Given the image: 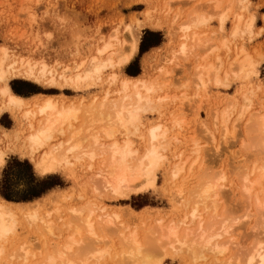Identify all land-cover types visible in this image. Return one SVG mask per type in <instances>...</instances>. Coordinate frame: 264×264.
I'll list each match as a JSON object with an SVG mask.
<instances>
[{
    "label": "rangeland",
    "instance_id": "obj_1",
    "mask_svg": "<svg viewBox=\"0 0 264 264\" xmlns=\"http://www.w3.org/2000/svg\"><path fill=\"white\" fill-rule=\"evenodd\" d=\"M191 12L193 14H191ZM239 16H242L239 24L241 31L239 30V33L233 36ZM253 17L254 27L250 31L247 30V24L245 25V22L248 23ZM149 19L150 22L159 24V27H149L148 23H146ZM197 19H199V21L202 19L201 22L204 23H202L203 25H199L200 27L198 30L195 29L196 32H199L197 33L198 37H200V42L197 44L199 47L194 45L189 39L186 41L187 39L182 37L186 33L188 26H192V24L199 22ZM140 22L145 23V26L141 29L139 28ZM130 26L139 39V49L133 61L123 68L122 74H126L129 77L146 75L147 79L150 77L148 80L151 82L152 79L157 77L156 83H154V80L152 82L155 85H157L158 82L162 83L161 80L164 81L161 85L158 83L159 88L157 87V93L155 92L154 94V97L158 100V103H155L156 105L159 104L155 107L158 113L154 110L143 115V128L149 129V127L159 124L169 130V133H167L168 137L164 140V142L167 143L168 141L166 140L170 141L167 145V147L169 146L168 149L166 147L164 150V153L168 155V160L157 172L156 186L139 194H132L128 198L119 197L115 199L116 197L111 198L110 196V198H108L105 197V195H99V197L98 193L94 191L96 185L93 187L91 182L92 175H94L93 171L88 172L90 169H87L86 166H79L75 170L71 169L66 172L67 174L59 172L41 176L36 172L33 163L29 160L19 157L18 155H9L6 159L5 167L0 171V196H2V192L9 193L14 197L26 196L30 186L26 176H30L31 173H33L34 177L39 181L49 177L56 185L40 198L45 195L48 196L31 206L40 210V214L46 218V221L50 219L54 222L56 220L57 224L52 222L53 233H51L46 227L48 224L44 225V222L41 223L38 221L36 222L37 225L42 228L38 227V229L34 222L37 228L35 230L33 223L31 222L32 226L29 221L24 219L25 216L22 217L23 224H21V222L18 226L17 234L13 238L14 241L11 239L7 244V250L4 252L6 254L0 257V264H43L45 259L44 255H46L45 250H52L55 242L60 245L63 244V242L66 243L67 236H70L71 232L74 231V225L73 228L70 229L72 231L67 230L64 225L67 224L66 222L71 221L67 219L68 217L70 219L72 208H80V206L82 207L85 204V201H89L90 199H94L102 203V205H105L107 207V213L110 214L112 212V215L113 213H118L121 218L118 220L119 223L123 222L122 225H127L124 229V227H120V224L118 227L121 229L119 228V230L116 229L117 226L116 228L112 227V229L121 232L119 233L116 231L120 234H118L120 236L119 238H117V235L115 236L113 234L115 232L111 229L113 233H110L111 231H108L109 233L107 234L105 233L104 236L106 239L104 238L105 240L103 239L100 244H98L99 242H94V244H97L95 245L97 246L96 248L94 244L91 245L92 248H95L92 252L84 251L81 253V255L87 253V258H90L88 262H93L91 264H97L99 259L92 258V255L90 257L88 254L99 250V248L102 249L104 247L103 249L106 248L111 250L112 256L118 254V257L120 256L122 249L125 248L124 244L122 242L120 243V241L123 240L120 239L123 235L122 231L126 232L124 233L125 235L130 236L132 233L131 231L135 230L138 236H140L139 238H142L141 241L144 244V242H149L151 240L150 238H152L147 236L150 235V230L156 228L157 224L161 221L162 225H170L171 222H174L178 226H181V230H184L182 228L186 226L184 225L183 227V225H181L182 223L180 224L179 222L183 220L184 216L187 217V215L188 219L186 221L188 223H190L191 219V225L189 224L188 227L194 229H196L200 221H203L204 227L209 225L207 230L209 227L211 229L213 225H215V230L228 226L230 228L232 226L230 231L233 232L229 231L230 235L226 234V237L224 236V238L217 242L223 243V245L225 244L226 247L228 246L227 254L225 256H214L212 253L207 252L206 255L203 254V257H201L205 260L204 262L201 258L200 260H193L191 257L188 258V255H185V253L182 254L183 252L179 254L177 251L176 254V251L172 250L171 247L164 246L166 248L161 250L162 258L160 254H156L158 260L162 259L160 260L161 264H215V262L216 264H236L237 258L239 261L246 258V256H244L246 254L245 252L248 253L252 249L250 247L255 245L254 248H258V242L260 245L262 243L264 246V221H262L264 220V215L260 216L263 212L256 208L254 196H251L250 199L249 195L248 197L244 194V182L242 180V177H245L242 175H251L250 171H253L254 175H251L252 177H257V175L262 172V170L259 169L264 165V144H262V142L264 143L262 140L264 137L256 131V127H251L255 126L253 123L258 116L257 113L259 116L264 114V0H0V48L3 47L2 50L6 49L8 51L9 62L7 60V65L22 58L24 60H30L33 63H45L50 69L63 71L66 67L72 68L80 64V62H88L89 59L91 60L92 57L97 55L96 48L99 49L108 39L114 45L112 51H117L116 54L121 55L118 52H120L121 49H123L121 52L125 50L121 45L123 38H125L126 42H130L131 39H133L128 30ZM183 27H185L184 30ZM195 30L191 29V31L187 33ZM243 30L245 31L243 32ZM249 31L252 32V34L249 33ZM231 32L234 39L231 36ZM111 36H113V38ZM114 36L117 40L114 39ZM101 38L103 39L101 40ZM118 40L119 45L116 43ZM223 43L226 45L223 46ZM125 44L127 45V43ZM183 44L186 45L188 49L187 56L184 57L180 55L182 54L180 52ZM200 44H203L201 45L202 48ZM211 46H215V48H211ZM192 47H194V49ZM126 48L128 47L126 46ZM189 48L192 50L190 51ZM243 48L245 51L241 54L240 50ZM2 50L0 49L1 52ZM177 51H179L180 54L176 53ZM195 51L198 52V54H194L196 53ZM1 52L0 54H2ZM246 52L249 58H252V61L257 63L259 71L258 76L252 74L246 78L245 71L240 73V61L247 57L244 56ZM257 53L259 56H257ZM236 59L242 60L238 61V64H235L237 61ZM166 63L168 64L165 65ZM208 63L212 67L215 65L213 67L214 69L210 72L212 74L207 73L208 76L205 74L204 77V73L202 72L199 80L201 66H209ZM197 70L199 71L197 72ZM112 72V69L105 71L103 75L105 80L104 83H98L90 90H87V92L47 89L45 86H37V84L25 81L21 78L13 80L11 86L13 90L14 88L18 90V92L14 90L17 94L24 97H32L41 93L48 95H66L72 101H80V99H83L82 101L88 104L90 103L89 101H92L95 97V99L98 98V101H101L108 93V98H119L116 94H119L117 91L120 90V82L117 81L112 85V83L108 81ZM165 72L166 74L169 72V76H166ZM215 76H219L217 79L218 81L220 80V83L216 81ZM202 79L204 82H199ZM160 86L164 88L161 87V89ZM107 88H109V90L107 91L108 93L105 94ZM111 92L114 94L112 95ZM165 95H167V97L169 96V98L159 102V97L161 98ZM255 113L257 116H254ZM224 114L227 115V126L225 123L224 126L220 119L225 118ZM253 120L254 122H252ZM16 125L15 120L12 119L10 115L3 114L0 117L1 127L12 129ZM225 127L228 133H226L227 135L224 131ZM224 134L228 137V140L226 137V139L224 138ZM130 137L136 145L141 147L144 146L138 134L130 135ZM196 150L199 152H195ZM180 153L185 154L184 159L187 157H190V159L196 158L198 156L200 158L199 161L204 160L205 164L202 162L203 166H201V169L205 171L200 172L201 169H199L198 166L194 171L195 176L193 174L192 178L186 174L183 176L189 179L182 177L179 179L172 178L171 168L179 160L178 155ZM15 161L21 163L28 162L31 167L30 169L20 168L14 165L13 172L19 171L20 175L17 176L13 174V176H11V186L10 189H8L7 187L9 184L7 181L10 179V176L7 174V170L10 164L12 165ZM188 165H190V163ZM262 169L264 170V168ZM85 172L88 174L86 173L84 175ZM202 172L206 175L209 173L207 176H212L214 179H216L217 176L222 177L224 174V180L222 179V181H220L219 184L222 185V188L217 198H215L218 199L215 204V206H219L217 208L218 210L213 208V203L212 205H210V203L208 207L199 204L197 205L199 208L198 216H201L194 219L190 216L191 208L194 207V205L188 201L189 204L187 206L186 204L188 202L185 201L184 198L186 199L188 196L192 197L196 185L200 181L198 177L203 176ZM240 172L244 173L240 174ZM90 175L91 178L89 177ZM85 181L89 185L91 182L92 185L89 186ZM82 183L86 184L83 185L85 188L82 186ZM178 188L182 190V194L179 193L180 189ZM52 190L53 192L50 193ZM187 193L189 195H187ZM81 195H84L85 199L83 198L82 200ZM69 196L72 200H69ZM189 197L188 200H191ZM40 198L21 202H32ZM55 204L57 208H60L63 212L60 211L59 213L57 212V214ZM191 205L192 207H190ZM67 209L70 210L69 213ZM53 210L54 216L50 217L47 212L50 213ZM215 210H217V212ZM47 216H49V218ZM158 219L160 221L156 223L155 220L158 221ZM227 219L228 221L226 222L225 220ZM230 220H232L233 224ZM261 221L263 224H260ZM26 222H29L28 224H30L31 227L30 225L28 227ZM225 222L227 225H224ZM41 224L44 225V228ZM256 224L259 226V229ZM54 225H59L56 227H59V232L60 228L66 232H62L61 230L60 234L57 229H55ZM62 225H64V229ZM43 229L47 231L48 236ZM258 231L259 233H256ZM41 233H44L47 238ZM59 234L60 236L58 237ZM53 235H56V237H52ZM112 235L114 236L112 237ZM259 237L260 240L263 239L261 240L262 242L259 240ZM44 238L46 239L44 240ZM111 238L113 239L111 240ZM12 242H14L13 246L11 244ZM102 242L105 243L103 244ZM84 243L85 245L86 243L88 244L89 240ZM50 244L52 246H50ZM250 244L252 245L250 246ZM121 245L124 248H122ZM21 246H25L24 249L26 248L27 251H30V256L27 257V255L22 252ZM54 246L57 247L56 244H54ZM17 247H19V249ZM248 248H250V250ZM15 249L19 254L20 252L23 254L16 257V252L14 256L12 252L13 250L15 252ZM262 249H264V247H262ZM74 252L75 251H73V253ZM239 255L242 257L244 256V258H239ZM73 256H75V259H73ZM112 256L108 255L104 261L102 259L99 260V262H101L99 264H121L119 262L122 256L119 257L120 260H118L119 258L117 256L114 258H112ZM11 257L14 259L12 258V260ZM70 257V259L75 261V264H79L78 261L80 260L82 262H80V264H85L82 256L81 259H79L80 257L78 255L76 256L71 253ZM84 257L86 256L84 255ZM227 257L231 258L228 260ZM213 258L217 259L214 260ZM232 260H234V262Z\"/></svg>",
    "mask_w": 264,
    "mask_h": 264
},
{
    "label": "bare ground",
    "instance_id": "obj_2",
    "mask_svg": "<svg viewBox=\"0 0 264 264\" xmlns=\"http://www.w3.org/2000/svg\"><path fill=\"white\" fill-rule=\"evenodd\" d=\"M191 14L193 13L191 12ZM241 18L242 16H239V20L237 19L238 23L236 24L237 26H235L236 28H234L235 31L233 30L234 31L233 36L239 33V30H240L239 24L241 22ZM197 20L199 21V19ZM201 20L198 23L192 24V26H188L186 29V33L182 36L187 39L186 41H188V39L192 41L194 45H197L200 42L199 41L200 37H198V34H197L199 32H196V30H198V28L200 27L199 25L203 23L201 22ZM146 23H148L149 27H157L159 25L154 22H150V19ZM246 24H247V27H246L247 30L251 31L254 27V17L248 23L245 22V25ZM144 26H145L144 22L139 23L140 29L143 28ZM185 27H183V30ZM191 29L192 30L196 29V30L187 33L188 31H191ZM128 30L133 39H131L130 37L131 41L126 42L125 38H123V42H121V45H122V48H125V50L121 52V50L123 49L119 47L121 50L118 53H120L121 55L116 54L117 51H112V49L114 48V45L108 39V41L104 42V44L101 47H99V49L96 48L97 55L92 57L91 60L89 59L88 62L86 61L80 62V64L75 65V67H72V68L66 67L63 71L62 70L59 71L57 69H50L48 65L45 63H36V62L33 63L30 60H24L22 58L19 60H15L12 63L7 65L6 62L9 58L8 51L6 49L2 50L3 47L0 48L2 50V52L0 51L2 53L0 54V117L3 114H9L11 118L15 120V123L17 124L11 130H6L0 126V171L2 170V168L5 167L6 159L9 155H18L32 162L36 172H38V174L41 176H46L49 174H56L59 172L66 173L71 169L73 170L77 169L79 166H86L87 169H90L88 170V172L93 171L94 175H92V178H91V175L89 176L92 179V181L91 180H87V181H91L93 184V187L95 185L97 186V187L95 186L94 191L98 193V196L105 195V197H108V198H110L111 196V198L116 197L115 199L119 197L128 198L132 194H139L141 192L147 191L149 188H154L156 186L157 172L160 170V168L164 166V164L168 160V155L164 153V150L166 149L170 141L166 140L168 141L167 143V142H164V140L168 137L167 133H169L168 132L169 130H167V128L159 124L153 127H149V129L143 128V115L148 112H152L154 110L158 113L155 107L158 106L159 104L156 105V103H158L157 102L158 100H156V98L154 97V94L155 92L157 93L156 90H158L159 88L158 83L160 82H158L157 85L154 84L156 83L157 77L152 79V82L154 80V83H152L151 81L148 80L150 79V77L147 79L146 75H140L138 77H129L126 74H122L123 68L128 66L133 61L139 49V39L137 35L133 32V28L130 26ZM244 31L245 30H243V32ZM250 31L249 33L252 34V32ZM231 36H232V32H231ZM111 37L113 38V36ZM102 39L103 38H101V40ZM114 39L117 40L116 37ZM186 41L184 40L185 43ZM116 43L119 45V40L118 42L116 41ZM125 43H127V45ZM224 43H223V46L226 45ZM201 45L203 44H200V47L202 48ZM126 46L129 49L126 48ZM197 46L199 47V45ZM192 48L194 49V47ZM211 48H215V46L214 47L211 46ZM187 51H188L187 46L183 44L181 47V52H180L182 54H180L179 51H177L176 53H179L180 55H183L184 57V56H187ZM240 51H241V54H243L245 50L243 48ZM194 54H198V52ZM244 56H247V57H245L243 60L242 59H239V60L236 59L237 61L235 60L237 62V63L235 62V64H238L239 63L238 61L242 60L240 61L241 63L240 67L242 68V69L240 68L242 71L239 69L240 73L241 72L243 73L245 71L244 73L246 75L245 76L246 78L251 76L252 74L253 75L255 74L256 76H258L259 71H258L257 63L253 62L252 58L251 59L249 58V55H247V52L245 53ZM257 56H259L258 53H257ZM167 64L168 63H166L165 65ZM207 66L208 65H206V67H203V65L201 66L200 68L201 74L199 73L200 74L199 80L202 75V72L204 73V77H205V74L207 73L212 74L210 72L214 69L213 67L215 65L213 67L210 64L208 67ZM162 67H166V66H162ZM197 67H200V66H197ZM109 69L113 70L110 77L108 78L109 83H112L113 85V83H116L117 81L120 82V90L117 91L120 95L116 94L119 96V98L117 99L107 97L109 95V93L107 92L109 88H107L106 93H105V94L108 93V95H105V97L101 99V101H98V98L95 99L96 98L95 97L92 101H89L90 103L87 102L88 104H86L84 101H82L83 99L82 100L80 99V101L78 100L72 101L66 95L62 96V95L39 94V95H35L33 97L27 98V97L20 96L16 94L15 92H13V89L10 86V83L13 80L21 78L25 81H30L32 83H35L37 84V86L39 85L45 86L47 87V89L70 90L73 92H87V90H90L91 88L96 86L98 83L100 82L104 83L105 80H104L103 75L105 71ZM198 71L199 70H197V72ZM162 73H163V70H162ZM208 74L206 76H208ZM166 76H169V72H167ZM218 77H216L217 82L220 81V80L218 81L217 79ZM158 78L160 79L159 76ZM161 81L162 83L164 82L163 80ZM202 81L203 79L199 82L202 83ZM162 83H160V85ZM161 87L163 86H160V88ZM168 98L169 96L167 97V95L161 98L159 97V102H162ZM13 101H16L17 103H14ZM226 114H224L225 116L224 119L226 121L223 118H220L222 120L220 121L223 122V125L225 123L227 126V123H226L227 115ZM257 115L256 113L254 114V116H257L255 118V122L254 120L252 121L254 122L253 125L255 126H251V127H256V131H258V133H260V135L264 137V114H261L262 116H259V114L257 113ZM224 131L226 134L227 133L226 127ZM134 134H138L140 139H142L144 146L141 147L135 144V142L130 137V135H134ZM225 134H224V138L226 137L228 140V137L226 136L228 133L226 135ZM262 140L264 141V139ZM164 143L165 144L167 143L166 146ZM262 144L264 143L262 142ZM263 148H264V145H263ZM198 150H196L195 152L198 153L199 152ZM178 156H179L178 157L179 160L171 168L172 178L174 179H179L181 177L187 178L186 176H183L184 174H186L187 176H191L192 178L193 174L195 173L194 171L196 170V168H198L199 166V169H201V166H203L204 160L199 161L200 158L198 156L196 158H191V159L190 157H187L184 159L185 154L183 153H180ZM189 163L190 165H188ZM262 168H264V165H262V167L259 169V170H262V172L259 173L260 175L258 174L259 176L257 175V177H252L254 175L253 171H250V174L252 176L249 174L242 175V176H245V177H242L243 178L242 180L244 182L243 192L246 196L249 195L250 197L249 196L248 197L250 199H251V196H254L253 198L255 199L254 202H255V206H257L256 208H258L260 211L263 212L262 214H260V216L264 215V170ZM201 171H205V170L201 169L200 172ZM86 173L87 172H85L84 175ZM243 173L240 172V174H243ZM202 175H203L202 177L201 176L198 177L197 175L200 181L197 183L195 192L193 191L194 194L192 195V197L188 196L189 198H191V200L190 199L188 200V197L186 199L184 198L185 201L187 202L189 201L192 203V205H194V207H192V205L190 206L193 208V209L191 208L190 216L194 219L201 216L200 214H199L200 216H198L199 208L197 207V205L199 204H202L205 207H208L210 203H211L210 205H212L213 203L214 205V207L212 206L213 208L217 209L219 207V206L217 207V205L215 206L216 201L218 200L215 198H217L218 193L222 188V185L219 183L220 181H222V179L224 180L223 178L224 174L222 175V173H221L222 177L217 176L216 179H214L212 176L208 177L206 174H204V172H202ZM91 182H90V185H92ZM86 184L82 183V186ZM51 192H53V190L50 191V193ZM179 193L181 194L183 193L181 189ZM187 195L189 194L187 193ZM46 196L48 195H45L44 197L37 199L34 202H11V201H7L4 198L0 197V257L6 254L4 253L5 250H7L6 246L11 241V239L13 240V238L16 236L17 228L22 222V217L24 216H25L24 219L26 221H29L31 225L33 223L34 226L33 225L32 226L35 227L34 228L35 230L39 227L36 223L39 221L41 223L44 222V225L48 224L46 225V227L48 228V231L53 233V223L54 222L56 223V220L54 222L50 219L49 221H46L45 220L46 218L40 214L39 212L40 210H38L36 207L34 208V206L33 207L31 206L34 203L37 204L38 202H40L41 199L45 198ZM81 197L83 200L84 195H81ZM70 199L71 197L69 196V200ZM63 200H64V196H63ZM90 200L85 201V204L82 207L80 206V208H77V207L75 208L72 206L73 208L71 211L73 214L70 213L71 215L70 219L69 217L67 219L71 221L66 222L67 224H64L63 222V224L66 226L67 230H70L71 228H73V225H74L75 226L74 231L71 232L70 236H67L68 238L66 239L67 240L66 243L63 242V244L60 245L59 243L57 244L55 242L54 244H56L57 247L54 246L53 244L52 250L47 251V249L46 250L44 249L46 251V255L43 254L45 256L43 264H63L64 260L74 261L73 259H75V256H73L74 257L73 259H70L71 253L76 256L78 255L80 257V258L78 257L79 259H81V256H82L86 264L87 263L91 264L93 262H88L89 261L88 259L90 258L89 257L87 258V253L86 254L84 253L82 255L81 253H83L84 251L92 252V250L97 247L95 246L97 244H94V242L95 243L99 242L98 244H100L101 241L105 238L104 234L109 233L108 231H111L110 233H113L114 231L116 234L115 233L113 234L115 236L117 235L118 236L117 238L120 237L119 233L121 232L118 231L119 228L124 227L125 229L127 225L125 226L122 225L123 222L119 223L118 220H120L121 218L118 215V213L117 214L113 213L112 215L111 214L112 212H111L109 214L107 213V207L105 205H102V203H99L95 201L94 199H90ZM80 201H81V198H80ZM189 202L186 204L187 206ZM55 208H57V206ZM217 210L215 211L217 212ZM60 211H61L60 208L59 209L57 208L56 213L57 212L59 213ZM67 211L68 213L70 212V210L68 209ZM61 212H63V210ZM47 213L50 217L54 216L53 215L54 210L50 213L49 212ZM49 216L47 217L49 218ZM187 219H188V215L187 217L184 216L183 220L179 222L180 224L182 223L181 225H183V227L184 225L186 226L185 228H182L184 230H181L180 228L181 226H178L174 222L173 223L171 222L170 225L168 224L162 225V221L159 222L160 221L159 219L158 221L155 220V222L156 223L159 222V224H157L156 228H152L151 230L149 229L150 235H147V236L152 237V238H150L151 239L150 241L148 238L149 242H144V244L141 241L142 238L141 239L139 238L140 236H138V233L135 230L131 231L132 233L128 232V233H131L130 236L125 235L124 233L126 232L122 231L123 235L122 234L121 235L123 238L121 237L120 239L121 240L123 239V240L120 241V243L122 242L125 248L121 245L122 248H124L122 249V253L120 254V256H122L121 260L119 258L120 256L118 257L119 254L112 256L113 254H111V250L106 249V248L103 249L104 247L102 249L99 248V250L95 252L93 251V253L88 254V256L90 255L91 257L92 255V258H96L99 260L102 259L104 261V259L108 257V255H111L112 258L117 256L119 258L118 260H120L119 263L121 264H145V261L149 257H151L154 260H158V256L156 258V254L158 255L160 254V257L162 258L161 250H164V248H166L167 246L171 247L172 250L176 251V254H177V251L179 254L183 252L182 254L185 253V255H188V258L191 257V259L193 258V260H196V259L200 260V258L203 257V254L206 255L207 252L212 253L214 256H225L227 254L228 246L226 247L225 244L224 246L223 243H217V242L221 240L222 238H224L226 234L228 235L230 232H233V231H230V228H232L231 225H230L231 226L230 228L229 226L224 227L222 229L221 228L217 229L216 227L217 230L214 229L215 225H213L211 229L209 227L207 230V227L209 225L208 226L206 225L207 227H204L203 221H200V223L197 225L198 227L196 226V229H194V228L188 227L189 224L191 225V219H190V223L186 221ZM57 220H58V217H57ZM225 221L227 222L228 219ZM262 221L260 222V224L264 223V222L262 223ZM34 222L36 223L37 228ZM226 222L224 225H227ZM230 222H232V220H230ZM28 223L26 222L27 226L29 227L30 224ZM21 224H23V222ZM120 224L121 226L118 227ZM41 225L44 228V225L43 224ZM64 225H62L63 229H64ZM89 225L92 226L91 231L94 232V235L89 234L90 232ZM57 226L59 225H56L55 229H57V231L59 232L58 230L59 227L56 228ZM112 227L118 230L116 229L114 230L112 229ZM258 229H259V226H258ZM61 230L62 229L60 228V232ZM64 231L62 230V232ZM116 231H118L119 233H117ZM44 232L45 234L47 233V231L45 230ZM256 233H259V231ZM41 234L45 235L44 233H41ZM60 234L58 235V237L60 236ZM43 235H42V238H43ZM114 235H112V237ZM47 236H48V233H47ZM52 237L55 238L56 235L55 236L53 235ZM46 238H44V240ZM86 239L89 240V243L88 244L86 243L87 246L84 243L85 241H88ZM112 239L113 238H111V240ZM259 240H260V237H259ZM102 243L104 244L105 242H102ZM11 244L13 246L14 242H12ZM92 244H94L95 248H92L91 246ZM258 244H257L258 248H254L255 247L254 245L250 247L252 248L251 250L250 248H248L250 250L248 253L245 252L246 253L245 255L242 253L244 256H246V258L243 259L242 261L241 260L239 261L237 258L236 264H250V262L251 264H264V262L261 261V255L264 254V252H262V250H264L262 249V247L264 246L262 243L260 245V243L258 242ZM251 245L252 244H250V246ZM50 246L52 245L50 244ZM24 247L23 246L20 247L22 252H24V254L27 255V257L30 256L29 255L30 251H27L26 248L24 249ZM17 248L19 249V247ZM16 249H15V252L13 250L12 253L14 255L17 252L18 256L16 254V257H19L21 252L19 254L18 251H16ZM73 251L75 252L73 253ZM84 255L86 257H84ZM244 256L242 257L239 255V258L241 257L242 259L244 258ZM13 257H11V259ZM230 258L231 257H229L228 260ZM213 259L215 260L217 258H213ZM99 260L97 264L101 263L99 262ZM201 260H204V259L201 258ZM232 261L234 262V260ZM78 262L80 264L81 260Z\"/></svg>",
    "mask_w": 264,
    "mask_h": 264
},
{
    "label": "trees",
    "instance_id": "obj_3",
    "mask_svg": "<svg viewBox=\"0 0 264 264\" xmlns=\"http://www.w3.org/2000/svg\"><path fill=\"white\" fill-rule=\"evenodd\" d=\"M143 47V45H142ZM14 90L16 92H18V90L16 88H14ZM14 165L15 167H20V168H29L31 167V165L28 162L25 163H21L18 161H15L12 165L10 164L8 170H7V174L10 176V179L7 181L8 182V189H10L11 186V176H13V174L19 176V171L18 172H13L14 169ZM31 179H27L28 184L30 185L28 188V194L26 196L23 197H14L9 193H4L2 192V196L5 197L7 200L10 201H17V202H21V201H30L36 198H40L42 195H44L48 190H50L51 188H53L56 184L54 182H52L51 178H47L44 179L42 181L37 180L33 173H31L30 175Z\"/></svg>",
    "mask_w": 264,
    "mask_h": 264
},
{
    "label": "snow or ice",
    "instance_id": "obj_4",
    "mask_svg": "<svg viewBox=\"0 0 264 264\" xmlns=\"http://www.w3.org/2000/svg\"><path fill=\"white\" fill-rule=\"evenodd\" d=\"M14 103H17L16 101H13ZM26 178L27 179H31V177L30 176H26ZM91 225H89V229H90V232H89V234L90 235H94V232H92L91 231ZM69 250H71V249H69ZM262 252H264V250H262ZM261 261L262 262H264V254H262L261 255ZM63 264H75V261H72V260H64L63 261ZM85 264H86V262H85ZM145 264H161V262L159 261V260H154V259H152L151 257H149L146 261H145ZM250 264H251V262H250Z\"/></svg>",
    "mask_w": 264,
    "mask_h": 264
},
{
    "label": "crops",
    "instance_id": "obj_5",
    "mask_svg": "<svg viewBox=\"0 0 264 264\" xmlns=\"http://www.w3.org/2000/svg\"><path fill=\"white\" fill-rule=\"evenodd\" d=\"M10 86H11V83H10ZM12 87V86H11ZM13 89V88H12ZM13 92H15L14 90H13ZM16 93V92H15ZM17 94V93H16ZM42 94V93H41ZM19 95V94H18ZM37 95H39V94H37ZM21 96V95H20ZM35 96V95H34ZM24 97V96H23ZM33 97V96H32ZM28 98V97H27ZM9 115V114H8ZM4 129H6V128H4ZM13 129V128H12ZM6 130H11V129H6ZM20 157V156H19ZM0 197H2V196H0ZM44 197V196H43ZM2 198H4V197H2ZM5 199V198H4ZM5 200H7V199H5ZM7 201H10V200H7ZM35 201V200H34ZM34 201H32V202H34ZM11 202H14V201H11Z\"/></svg>",
    "mask_w": 264,
    "mask_h": 264
}]
</instances>
